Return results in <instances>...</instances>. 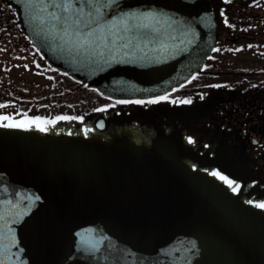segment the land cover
Masks as SVG:
<instances>
[{"label": "water", "instance_id": "obj_1", "mask_svg": "<svg viewBox=\"0 0 264 264\" xmlns=\"http://www.w3.org/2000/svg\"><path fill=\"white\" fill-rule=\"evenodd\" d=\"M7 1L50 64L113 97L170 90L215 41L211 0H84L66 12L64 0ZM252 233L261 234L255 246L234 240ZM74 258L264 264V213L206 171L144 145L0 125V264Z\"/></svg>", "mask_w": 264, "mask_h": 264}, {"label": "flooded vegetation", "instance_id": "obj_2", "mask_svg": "<svg viewBox=\"0 0 264 264\" xmlns=\"http://www.w3.org/2000/svg\"><path fill=\"white\" fill-rule=\"evenodd\" d=\"M212 7L216 17L214 51L184 83L150 97L119 98L97 89L99 95L93 89L86 91L88 94L82 91L85 94L81 95V110L61 116L80 117L74 120L76 135L142 144L156 155L205 170L217 180L213 169L242 172V176L231 180L236 188L231 190L242 203L264 213V208L255 203L264 201V194H254L246 186L260 187L264 179L258 175L250 180L244 178L246 171H253L249 164H256L257 155L264 156V98L260 89L255 90L264 83V0H212ZM0 26V41L16 39L12 29ZM25 56L13 59L10 70L14 75L32 73V63L38 56L33 57L32 52ZM245 56L249 57L248 62H240ZM28 57L29 60H21ZM39 63L45 65L41 59ZM243 81L252 82L251 99L241 90ZM58 85V89L63 86ZM76 86L80 92L93 88L88 84ZM261 168L264 164L259 165V173ZM222 181L229 187L228 182ZM237 236L234 240L240 246L250 241L255 246V238L261 234Z\"/></svg>", "mask_w": 264, "mask_h": 264}, {"label": "trees", "instance_id": "obj_3", "mask_svg": "<svg viewBox=\"0 0 264 264\" xmlns=\"http://www.w3.org/2000/svg\"><path fill=\"white\" fill-rule=\"evenodd\" d=\"M17 13V9L12 4L6 0H0V21H2L0 25H2V28L12 29L16 35L14 40L0 41V117L4 115L8 117V119H0V124L19 127L17 126L19 123L28 122L30 126L23 129L42 133L76 135L78 133L75 130L74 120H77V118H64L61 115H74L77 113L76 110H81L80 107L83 103L81 95L85 94L82 91L89 92L93 89L96 92L95 95L100 93L90 87L80 92L79 87L76 85H87L86 82L77 80L66 72L53 68L47 62H45V65H41L39 60L44 61V59L23 32ZM28 52H32L33 57H35V54L38 56V59L32 63V74H40L44 77L45 81L43 83L35 82L30 77L14 75L13 71L10 70L13 59L15 57L25 58ZM262 52L264 53V49ZM60 83L64 87L58 89L57 85ZM244 83L245 86L243 85L244 87L241 90L243 93L249 94L254 89L252 82L243 81L242 84ZM256 83L259 84V81ZM259 89L264 95V83L255 90ZM77 91H79V94H76ZM57 92L61 94L58 95ZM88 92L86 93L88 94ZM32 117H39L40 119L31 121L30 118ZM37 123L41 127H37ZM53 129L58 132H54ZM261 141H264L263 137ZM257 165L256 162L253 166L255 169L252 168L253 171L249 172L250 175H255L259 171ZM235 172L238 171L228 169L221 173L232 180L236 177ZM230 186L231 188L234 187L231 184Z\"/></svg>", "mask_w": 264, "mask_h": 264}, {"label": "snow or ice", "instance_id": "obj_4", "mask_svg": "<svg viewBox=\"0 0 264 264\" xmlns=\"http://www.w3.org/2000/svg\"><path fill=\"white\" fill-rule=\"evenodd\" d=\"M86 2H87V4L91 5L92 7H103V5H101V4L94 3V0H86ZM109 3H111V0H109ZM73 4H76L77 5V11H80V9L84 6V0H64V2L60 4V7L62 10H65V12H66L68 9L72 8ZM130 15H132L131 12H126L123 14V17H127ZM123 17H122V21L125 24H127V20H124ZM71 19H72L71 17L66 16V18L64 20V23L66 26L71 22ZM112 19L115 20L116 17H113ZM101 20H103L102 17H101ZM80 23H81L80 18L77 17L75 20V24L79 25ZM225 23H227V20L225 21ZM96 27L100 28L101 23H96ZM88 31H89V33H91L92 29L89 28ZM161 98H163V97H154L152 99H161ZM141 103H143V101H141ZM102 107H107V105H103ZM79 118L80 117H77V119H79ZM0 119H8V117L6 115H4V116L0 117ZM30 119H31V121H37L40 118L39 117H32ZM17 126L25 128V127H29L30 125L28 122H22V123H19ZM36 126L41 127V125L39 123H37ZM191 139L192 138L189 137V140H191ZM212 171L215 175L219 176L220 179H222V180H224L230 184L233 183L227 176H225L223 173L219 172L218 170L213 169ZM235 190H236V188L233 187V191H235ZM255 203H257L260 207L264 208V201H255Z\"/></svg>", "mask_w": 264, "mask_h": 264}, {"label": "rangeland", "instance_id": "obj_5", "mask_svg": "<svg viewBox=\"0 0 264 264\" xmlns=\"http://www.w3.org/2000/svg\"><path fill=\"white\" fill-rule=\"evenodd\" d=\"M243 58V57H242ZM245 59L243 60V61H241V58H240V62H245V63H247L248 62V60L249 59H247V58H249L248 56H245L244 57ZM21 60H29V57L28 58H26V59H21ZM245 65V64H244ZM17 75H20L19 73H17ZM23 76H25V77H30V78H33V80L35 81V82H38V83H43L44 81H45V78L44 77H42L40 74H37V75H33L32 73H28V74H24ZM262 92V91H261ZM263 94V93H262ZM253 97V94L252 93H249L248 94V99H251ZM254 97H255V95H254ZM263 98H264V95H263ZM60 127H62L63 128V126L62 125H60ZM53 131L54 132H58L57 130H55V129H53ZM264 142V141H263ZM255 162H257V167H259V165L260 164H264V156H261L260 157V155H257V158H256V160H255ZM253 166L254 165H252V163H250L249 164V167H252L253 168ZM259 171H260V169H259ZM259 171H258V174L257 173H255V175H258V177L260 176V177H262L263 179H264V175H263V173H264V168H262L261 169V173H259ZM246 172H248V171H246ZM241 173L242 172H235V174L236 175H241ZM254 174H252V175H250L249 173H246L245 175H244V178L245 179H251V176H253ZM242 176V175H241ZM261 188H263L262 189V193L264 194V183H262L261 185ZM230 188H231V186H230ZM233 188V187H232ZM252 193H256V191H254V189H251L250 190ZM68 264H109V263H106V262H101V261H95V260H91V259H74V260H72L70 263H68Z\"/></svg>", "mask_w": 264, "mask_h": 264}]
</instances>
